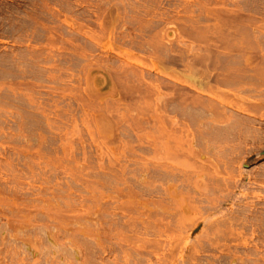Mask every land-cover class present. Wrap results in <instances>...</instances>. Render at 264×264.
<instances>
[{
    "label": "rangeland",
    "instance_id": "obj_1",
    "mask_svg": "<svg viewBox=\"0 0 264 264\" xmlns=\"http://www.w3.org/2000/svg\"><path fill=\"white\" fill-rule=\"evenodd\" d=\"M262 18L264 0H0V264H264L261 111L209 128L202 106L136 95L142 75L182 88L206 65L233 69L213 103L264 93V64L246 67ZM221 36L240 49L209 64Z\"/></svg>",
    "mask_w": 264,
    "mask_h": 264
},
{
    "label": "bare ground",
    "instance_id": "obj_2",
    "mask_svg": "<svg viewBox=\"0 0 264 264\" xmlns=\"http://www.w3.org/2000/svg\"><path fill=\"white\" fill-rule=\"evenodd\" d=\"M235 1V0H234ZM237 1V0H236ZM237 3V2H236ZM241 3V2H240ZM259 3H260V1H259ZM233 5H234V3H233ZM239 6V5H238ZM243 7V6H242ZM241 7V8H242ZM244 8V7H243ZM252 9V8H251ZM244 10L245 9H241V10H236V11H234V17H237V18H240L239 20L240 21H245V19H246V21L248 20V22L250 21V20H253V19H255V16H253V15H249V13L248 14H246L245 15V13H244ZM248 10H249V8H248ZM247 11V10H246ZM245 11V12H246ZM221 12V11H220ZM248 12V11H247ZM219 13V12H218ZM255 13V12H254ZM258 15V14H257ZM223 16V15H222ZM225 16V18H226V14L224 15ZM254 17V18H253ZM224 17H222L221 18V20L220 21H222V19H223ZM227 19H229V18H227ZM230 19H231V17H230ZM229 19V20H230ZM263 20H264V18H262ZM228 20V23L232 20H230L229 21ZM260 20V19H259ZM224 21V20H223ZM234 21V20H233ZM238 22V21H237ZM236 22V23H237ZM248 22H246V23H248ZM221 23V22H220ZM251 23V22H250ZM260 23H261V21H260ZM224 26H226L225 25V21H224ZM249 24V23H248ZM247 24V25H248ZM237 25H238V23H237ZM255 25V24H254ZM263 25V24H262ZM211 27V26H210ZM204 28H206V27H204ZM208 28V27H207ZM240 28V27H239ZM262 29V28H261ZM216 30V29H215ZM218 30V29H217ZM243 30V29H242ZM249 30V29H248ZM231 31V30H230ZM258 31H259V29H258ZM211 32H212V29H211ZM241 32V31H240ZM260 33H261V31H259ZM203 33V32H202ZM206 33V32H205ZM251 33V32H250ZM258 33V32H257ZM235 34V33H234ZM247 34V33H246ZM240 35V34H239ZM241 35H242V33H241ZM250 35V34H249ZM223 36V35H222ZM221 36V38H220V41H221V39L223 38ZM257 36V35H256ZM218 37V39H219V36H217ZM217 37H216V39H217ZM250 37H252V36H250ZM244 38V37H243ZM256 38V37H255ZM211 39H213V38H211ZM231 39V38H230ZM234 39V38H233ZM246 39V38H245ZM236 40H237V37H236ZM247 40V39H246ZM213 41H214V39H213ZM219 41V42H220ZM231 41V40H230ZM234 41V40H233ZM244 41V40H243ZM261 41V40H260ZM247 42V41H246ZM209 47H210V49H209V55L207 54V55H205V59L208 61H210L209 62V64H212V60H214L215 58H213V56H211V54H214V53H216V52H219V51H216V49L218 50V48L221 46H223V48H225V50H223V51H221L219 54H223L225 57L227 56H229V54L230 55H232L233 53H230L231 51H233L234 49H236L238 46H241V45H236V46H234V45H232V43H231V45H230V43H229V40H228V43H227V40L226 39H222V44H219L218 43V41H214V42H210L209 41ZM240 43V42H239ZM236 44V43H235ZM254 44H255V42H254ZM261 44V43H260ZM263 44V43H262ZM243 46V45H242ZM208 47V48H209ZM257 47H258V45H257ZM169 48V47H168ZM242 49H241V52L244 50L243 48H244V46L243 47H241ZM246 49L245 50H247L248 48L247 47H245ZM250 48V47H249ZM170 49V48H169ZM240 48H237V50H239ZM236 50V51H237ZM244 50V51H245ZM175 51H177L176 49H175ZM175 51H174V53H175ZM206 51H207V49H206ZM261 51V50H260ZM240 51H238L237 53H236V57H237V55L238 54H240L239 53ZM156 53V52H155ZM154 53V54H155ZM167 53H168V51H167ZM173 52L171 53V55H173V57H174V54ZM234 53H235V51H234ZM256 53V52H255ZM166 54V53H165ZM243 54H245L244 52H243ZM242 54V55H243ZM181 55V54H180ZM241 55V54H240ZM240 55L238 56L239 58H240ZM159 56V55H158ZM167 56V55H166ZM169 56V55H168ZM178 56V55H177ZM198 56V55H197ZM201 56V55H200ZM255 56V57H254ZM261 58H260V57ZM257 55V57L258 58H256V55L255 54H253V52L251 51V54H249V56H247L246 57V54L245 55H243V57H246V61H247V65H246V67L248 68V69H252V70H256V71H258L259 70V67H261L262 66V64H264V53L263 52H261V54L260 55ZM163 57V56H162ZM172 57V58H173ZM181 57H182V55H181ZM242 57V58H243ZM171 58V60H173ZM176 58V57H175ZM175 58H174V60H175ZM195 57L193 56V59H194ZM201 58L202 57H199V59H200V61H204L205 59H203V60H201ZM203 58H204V56H203ZM260 58V59H259ZM167 59V58H166ZM196 59H197V57H196ZM196 59H195V61H196ZM238 59V58H237ZM170 60V61H171ZM173 60V61H174ZM187 60V59H186ZM192 60V59H191ZM216 60V59H215ZM214 60V61H215ZM164 59H163V63H164ZM177 61V60H176ZM167 62H169V59L167 60ZM172 62V61H171ZM170 62V63H171ZM180 62H181V59H180ZM206 62V61H205ZM174 63V62H173ZM176 63V62H175ZM186 63V62H185ZM189 63V62H188ZM197 63H199L198 61H197ZM214 63H216V62H214ZM217 63H218V61H217ZM254 63V64H253ZM126 64V63H125ZM184 64V63H183ZM193 64H194V61H193ZM192 64V65H193ZM201 64V63H200ZM207 64V63H206ZM244 64V63H243ZM253 64V65H252ZM165 66H166V64H164ZM185 65H187V64H185ZM188 65H190V64H188ZM205 65V64H204ZM264 66V65H263ZM113 67V66H112ZM211 67V66H210ZM213 67V66H212ZM211 67V68H212ZM246 67H244V68H246ZM169 67L168 66H166V68L165 69H168ZM198 68V67H197ZM211 68L209 69V65H206L205 66V69L202 71V74H199V72H196L198 75H194V74H191V80L193 81H191L190 79H189V81H188V83H182V86H183V84L185 85V86H183V87H185V88H178L177 86H175V84L173 83V85H171L172 83H170V82H172V81H170L169 82V78L168 77H170V76H172V74H169V73H166V71L164 72L163 70H162V76H163V78L164 79H158L157 77H156V79H157V82L156 81H151L150 80V82H149V80H146V81H148L149 83L148 84H145L146 83V81H145V83L144 82H142V80L143 79H146V76L144 77L143 75H142V80L140 79L141 77L140 76H138L137 75V73H136V77H138V79H140L141 80V86L143 85H147V87L145 86V87H141L140 86V88H138L139 90H137V87L136 88H134V85H130V84H126L127 86H128V89H129V85H130V88H134V90H133V88L131 89V93L130 92H128V89H127V87H126V89H127V93L128 94H130L131 95V100L133 99L132 97H134V96H138L137 98L138 99H145L146 98V96H147V93H153V92H156L158 95H157V98H158V100L159 99H168V101H170L171 102V100H173L172 102H175V100H176V103H178V104H180V106H183V107H181V108H183L184 110H187V109H185V107H191V106H193V108L194 107H196V109H197V107H199L200 106V108L202 109V107H203V110H204V108H205V110L207 111V117H209V119H210V121L209 122H206V121H204V122H206V124H207V126L209 127V128H211V127H213V128H216V126H218L217 128H219V127H221V128H224V129H230V130H234V125H236V126H238V124H243L244 123V125H245V123L246 122H248V123H250V125H253V124H251L252 122H253V120H254V118L252 119L251 117H249V115L251 114V113H253V114H255V115H257V113H258V111L260 112L261 111V114H260V118L261 119H263V120H259L260 121V124H261V127H259L261 130L263 129L264 130V93H259L258 91V93H255L256 95V97L254 96V97H245V98H240V99H242V100H239L238 99V101L237 102H235V103H233L232 101L230 102V101H228L229 103H223V104H217L216 103V101L214 100V102L215 103H213L211 100L212 99H216V97H217V95H219L220 93H221V91L223 90V87L226 85H229V83H231L230 81H231V79H230V77L232 76L231 74H232V70H227L228 69V67L226 68V70L224 69V68H219V70H218V68L217 69H215L214 67H213V72L211 71ZM262 68V67H261ZM261 68H260V71L262 72V70H261ZM121 69V68H120ZM130 69V68H129ZM134 69V68H133ZM135 69H136V67H135ZM117 70V69H116ZM128 70V69H127ZM132 70V69H131ZM198 71H200L199 69H197ZM202 70V69H201ZM247 70V69H246ZM113 71V70H112ZM118 71H119V69H118ZM144 71V70H143ZM175 71V70H174ZM195 71H196V66H195ZM195 71H193V72H195ZM114 72V71H113ZM129 72V71H128ZM160 73H161V70L159 71ZM171 72V71H170ZM246 72V71H245ZM115 73V72H114ZM120 73H121V70H120ZM125 73V72H124ZM150 73V72H149ZM159 73V74H160ZM172 73V72H171ZM201 73V72H200ZM236 72L235 71H233V74H235ZM243 73V72H242ZM118 74H119V72H118ZM126 74V73H125ZM143 74V73H142ZM262 74H263V72H262ZM116 76H117V73L115 74ZM140 75H141V73H140ZM149 75V74H148ZM147 75V76H148ZM152 75V74H151ZM189 75V74H188ZM244 75H245V73H244ZM133 77V76H132ZM140 77V78H139ZM172 77H174V75L172 76ZM176 77V76H175ZM189 77V76H188ZM244 78L246 77V75L245 76H243ZM122 78V77H121ZM160 78V77H159ZM168 78V79H167ZM118 79V78H117ZM126 79H127V77H126ZM126 79H124V82L126 81ZM149 79V78H148ZM155 79V80H156ZM235 79H237V78H235ZM251 79V78H250ZM158 80H159V82H158ZM131 81V80H130ZM187 81V80H186ZM185 81V82H186ZM191 81V82H190ZM236 82H237V80H235ZM120 82V81H119ZM132 82H133V80H132ZM122 83V82H121ZM126 83V82H125ZM138 83V82H137ZM234 83V82H233ZM120 84V83H119ZM259 84V83H258ZM121 85V84H120ZM148 85H149V87L152 89V91L150 90L149 91V89L150 88H148ZM233 85V84H232ZM163 86L166 88L167 86H171V87H173L172 88V91L170 92L169 91V88H168V90H167V93L165 92V90L166 89H163L162 90V88H163ZM179 86V85H178ZM191 87V88H193V90H195L196 92H194V91H192V92H190V91H188L187 90V88L186 87ZM246 86V85H245ZM180 87V86H179ZM230 87V86H229ZM119 88H120V86H119ZM241 88V87H240ZM121 89H122V87H121ZM232 89H233V87H232ZM249 89V88H248ZM247 89V90H248ZM253 88H251V91H254V90H252ZM257 89H259V88H257ZM256 89V90H257ZM135 90H137V92H139V94H136V91ZM245 90V89H244ZM169 91V92H168ZM241 91V90H240ZM263 91V90H262ZM121 92V91H120ZM224 92V91H223ZM247 92V91H246ZM261 92V91H260ZM124 93H126V90L124 91ZM151 93V94H152ZM219 93V94H218ZM238 93V92H237ZM134 94H136V95H134ZM230 94V93H229ZM127 95V94H126ZM231 95V94H230ZM159 96V97H158ZM220 96H222V94H220ZM228 96V95H227ZM223 97V96H222ZM232 97V96H231ZM123 98V97H122ZM156 98V99H157ZM126 99V98H125ZM150 99V98H149ZM170 99V100H169ZM202 99H210V101L211 102H209L208 100V103H206V101H203ZM254 99V100H253ZM136 100V99H135ZM152 100V99H151ZM153 101V100H152ZM167 101V100H166ZM156 102H158V101H156ZM163 102H164V100H163ZM162 102V103H163ZM175 103V104H176ZM144 104V103H143ZM177 104V107H179V105ZM147 105H148V103H147ZM152 105V104H151ZM159 105V104H158ZM165 105V104H164ZM164 105H163V107H164ZM167 105H169V104H167ZM145 106H146V103H145ZM161 106V105H160ZM173 106H174V104H173ZM172 106V107H173ZM202 106V107H201ZM158 107V106H157ZM166 108H167V106H165ZM169 107H171V106H169ZM175 107H176V105H175ZM176 107V108H177ZM149 108V107H148ZM180 108V109H181ZM200 108H199V110H200ZM164 109V108H163ZM191 109H192V107H191ZM236 109V110H235ZM255 109H256V111H255ZM148 110V109H147ZM156 111H158L157 109H155ZM177 110V109H176ZM204 110V111H205ZM241 111L238 115H236L235 114V112L236 111ZM159 111H160V109H159ZM164 111V110H163ZM172 111V110H171ZM174 111H175V109H174ZM183 111V110H182ZM181 110H180V113L182 112ZM235 111V112H234ZM149 112V111H148ZM166 112V111H165ZM177 112H179V111H177ZM189 112V111H188ZM255 112V113H254ZM144 113L147 115V113L144 111ZM149 113H153L152 111H150ZM157 113V112H156ZM184 113V112H183ZM201 113V112H200ZM241 113H245L244 115H242ZM155 114V113H154ZM185 114V113H184ZM246 114H248V115H246ZM164 115V114H163ZM165 115H166V113H165ZM246 115V116H245ZM258 115H259V113H258ZM156 116H159V114L158 115H156ZM155 116V120L157 121V117ZM167 116H168V113H167ZM168 117H170V115L168 116ZM168 117H167V119H166V121L168 120ZM188 117H189V115H188ZM187 117V118H188ZM204 117V116H203ZM171 118V117H170ZM186 118V117H185ZM255 118H256V116H255ZM189 119V118H188ZM202 119V118H201ZM204 119V118H203ZM170 120V119H169ZM190 121H191V119H189ZM207 120H208V118H207ZM155 121V122H156ZM162 121H165V119H163ZM171 121V120H170ZM170 121H168V122H170ZM175 121H176V123H175ZM175 121H173L174 122V124H177V119L175 120ZM195 121V120H194ZM198 121H199V116H198ZM158 122H160L161 123V121H158ZM202 122V121H201ZM200 122V123H201ZM203 122V123H204ZM255 122V121H254ZM256 122H257V120H256ZM256 122H255V124H256ZM150 123V122H149ZM180 123H182V122H180ZM188 123V122H187ZM203 123H201V124H203ZM247 123V124H248ZM183 124H184V121H183ZM190 124V123H189ZM205 124V123H204ZM168 125H170V128L172 129V127H173V125H172V127H171V122L168 124ZM180 125V124H179ZM249 124L248 125H246V126H250ZM162 126V125H161ZM189 126V125H188ZM205 126V125H204ZM169 127V126H168ZM192 127V126H191ZM233 127V129H231ZM198 128V127H197ZM204 128V127H203ZM220 128V129H221ZM247 128V127H246ZM162 130V127L160 128L159 127V130ZM167 128H165V130H166ZM170 129V131H172V134H173V129L171 130ZM190 129V128H189ZM237 129V128H236ZM235 129V130H236ZM187 130V129H186ZM200 130V129H199ZM198 130V131H199ZM206 130V129H205ZM169 130H168V132H167V135H168V133L170 132ZM188 131V130H187ZM241 131V130H240ZM252 131V130H251ZM177 132V131H176ZM197 132V131H196ZM207 132H208V130H207ZM207 132H205V133H207ZM244 132V131H243ZM248 132V131H247ZM163 133V132H162ZM178 133V132H177ZM199 133V132H198ZM204 133V134H205ZM209 133V132H208ZM213 133V132H212ZM250 133V132H249ZM258 133V132H257ZM172 134H171V136H172ZM193 134H194V131H193ZM200 134V133H199ZM240 134V133H239ZM252 134V133H251ZM198 135V134H197ZM202 135H203V133H202ZM207 135V134H206ZM229 135V134H228ZM248 135V134H247ZM247 135H246V137H247ZM264 135V134H263ZM165 136H166V134H165ZM170 136V135H169ZM168 136V137H169ZM177 136V135H176ZM255 136V135H254ZM196 137V136H195ZM194 137V138H195ZM201 137V136H200ZM207 137V136H206ZM246 137H245V139H246ZM249 137H250V135H249ZM264 137V136H263ZM172 138H175L174 137V135L172 136ZM184 138V137H183ZM193 138V137H192ZM193 138V139H194ZM199 138V137H198ZM202 138H204V137H202ZM202 138H200V139H202ZM251 138V137H250ZM194 140H196V138L194 139ZM198 140V139H197ZM204 140H206V139H204ZM175 141V140H174ZM178 140H176V142H177ZM175 142V143H176ZM195 142V141H194ZM260 142V141H259ZM197 143V142H196ZM257 143V142H256ZM261 144H262V142H260ZM182 144V143H181ZM202 144V143H201ZM208 144V143H207ZM212 144V143H211ZM189 145V144H188ZM181 146V145H180ZM197 146H198V144H197ZM261 146V145H260ZM263 146V145H262ZM199 147V146H198ZM203 147V146H202ZM177 148H178V146H177ZM209 148V147H208ZM253 148V147H252ZM188 149V148H187ZM199 149H201V148H199ZM203 149V148H202ZM190 150V149H189ZM191 150H192V147H191ZM191 150H190V152H191ZM207 150V149H206ZM250 150V149H249ZM196 151V150H195ZM202 151V150H201ZM183 152V151H182ZM187 152H189V151H187ZM194 152V151H193ZM183 153H185V152H183ZM182 153V154H183ZM192 153V152H191ZM196 153L197 152H195L194 154L196 155ZM208 153V152H207ZM193 154V153H192ZM262 153L260 152V155H261ZM178 155V154H177ZM186 155V154H185ZM191 155V154H190ZM256 155V154H255ZM187 156V155H186ZM194 156V155H193ZM175 157H177V156H175ZM189 157V156H188ZM197 158V157H196ZM194 161V160H193ZM196 162V161H195ZM212 163V162H211ZM190 164H192V162H190ZM197 165H198V163H196ZM213 164V163H212ZM188 165H189V162H188ZM195 164H194V162H193V167H194V170H195V168H197L196 167V165L194 166ZM189 166H191V165H189ZM199 166L200 167H202V168H204V166H202V165H200L199 164ZM213 166H214V164H213ZM172 167V166H171ZM174 167V166H173ZM199 167V168H200ZM198 168V169H199ZM201 168V169H202ZM191 169V168H190ZM201 169L199 170V172L201 171ZM194 170H192L193 172H194ZM212 170V169H211ZM215 170H216V168H215ZM174 171V170H173ZM217 171V170H216ZM215 171V172H216ZM196 172V171H195ZM198 172V171H197ZM192 173V172H191ZM187 175H189V173L187 174ZM205 175V174H204ZM192 176V175H191ZM202 176V175H201ZM182 177H183V175H182ZM187 177V176H186ZM196 177V176H195ZM205 178V177H204ZM177 179V178H176ZM194 179V178H193ZM197 179V178H196ZM196 179H195V181H196ZM200 179V178H199ZM202 179H203V176H202ZM263 180V179H262ZM185 181V180H184ZM204 180H202V185H201V187H202V189H204L205 191H207L206 189H205V187L208 185V183H204L203 182ZM187 183V182H186ZM183 184H184V182H183ZM189 184V183H188ZM195 184V183H194ZM193 184V185H194ZM207 184V185H206ZM186 186V185H185ZM192 186V185H191ZM197 186H199L198 185V183H197ZM205 186V187H204ZM193 187V186H192ZM195 187V186H194ZM187 188V187H186ZM188 189H189V187H188ZM193 189V188H192ZM199 189H200V187H199ZM199 189H198V191H199ZM212 189V188H211ZM203 190V191H204ZM194 192H195V190H194ZM174 193V192H173ZM203 195V194H202ZM194 196V195H193ZM196 196V195H195ZM191 197H192V195H191ZM188 198H189V200H190V196H188ZM195 198V197H194ZM193 198V199H194ZM193 199L191 200V201H193ZM208 199V198H207ZM200 200V199H199ZM194 202V201H193ZM197 202V201H196ZM215 202V201H214ZM214 202H213V204H214ZM176 203V202H175ZM178 204V203H177ZM197 207H198V205H197ZM207 208V207H206ZM199 210V209H198ZM233 218V217H232ZM32 225H34V224H32ZM36 225V224H35ZM4 227V226H3ZM2 227V228H3ZM34 227V226H33ZM46 227H47V225H46ZM32 228V227H31ZM30 229V228H29ZM1 232V231H0ZM46 233V232H45ZM7 235V234H6ZM50 235V234H49ZM53 236H49V238L53 241V238H52ZM6 238H8L7 236H6ZM4 242V241H3ZM39 242H42V241H39ZM46 242V241H45ZM53 242H55V241H53ZM49 243V242H48ZM51 243V242H50ZM49 243V244H50ZM37 244V243H36ZM43 243H41V245H42ZM2 245V244H1ZM6 245V244H5ZM57 246L56 244H54L53 243V246ZM61 245V244H60ZM24 247H26L27 249H32V247L34 248L35 246H32V245H30V244H26ZM4 248V247H3ZM13 248V247H12ZM36 248V247H35ZM6 249H7V247H6ZM23 249V248H22ZM53 249V248H52ZM7 250H9V249H7ZM24 250V249H23ZM55 250H56V247H55ZM58 250V249H57ZM1 251V250H0ZM4 251V250H3ZM21 251V250H20ZM29 251V250H28ZM5 252H6V250H5ZM33 256H39V255H36L37 253H36V251H34V249H33ZM53 252V251H52ZM55 252H57V251H55ZM63 252V251H62ZM1 253H2V251H1ZM8 253H9V251H8ZM16 253H17V251H16ZM23 253V252H22ZM30 253V252H29ZM20 254V253H19ZM46 254V253H45ZM61 255H62V253H61ZM2 256V255H1ZM64 256H65V254H64ZM9 258H10V256H8ZM12 258H14L13 256H11ZM18 257V256H17ZM7 258V257H6ZM26 258V257H25ZM53 259V258H52ZM4 260V257H3V259L1 260L0 259V261H3ZM23 260H24V258H23ZM35 260V259H34ZM38 260V259H37ZM40 260V259H39ZM51 260V259H50ZM49 260V262H51ZM55 260H57V259H55ZM59 260V259H58ZM17 261V260H16ZM18 262V261H17ZM26 262V261H25ZM35 262V261H34ZM37 262V261H36ZM35 262V263H36ZM3 263V262H2ZM10 263H12V262H10ZM29 263V262H28ZM40 263V262H39ZM52 263V262H51ZM60 263V262H59ZM34 264V263H33ZM42 264V263H41ZM57 264V263H56Z\"/></svg>",
    "mask_w": 264,
    "mask_h": 264
}]
</instances>
